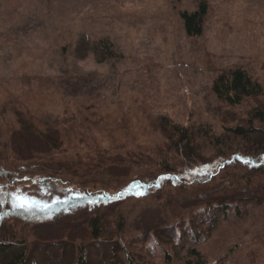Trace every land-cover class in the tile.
<instances>
[{
	"label": "rangeland",
	"instance_id": "rangeland-1",
	"mask_svg": "<svg viewBox=\"0 0 264 264\" xmlns=\"http://www.w3.org/2000/svg\"><path fill=\"white\" fill-rule=\"evenodd\" d=\"M202 1L208 4L204 32L190 37L180 13L197 10ZM102 39L113 44L108 60L99 62L91 52L79 55L78 46ZM232 67L247 70L264 89V0H0V161L41 160L66 173L52 187L23 182L0 193V210L16 213L5 219L7 234L14 233L13 226H26L35 236L29 264H73L79 247L87 249L88 264H125L113 250L95 248L89 221L96 216L106 240L126 246L139 264H167L156 254L168 248L166 241H156L154 252L139 237L171 219L163 205L170 194L184 206L192 189L167 183L142 199L81 200L102 191L129 193L130 178L158 174L152 163L163 159L154 149L169 145L158 118L182 126L210 124L216 133L223 131L224 119L244 118L260 99L228 106L212 92L217 74ZM31 117L61 140L60 148L25 133L22 122ZM77 159L80 174L70 175L67 169ZM0 183H6L3 175ZM18 197L30 206L18 207ZM68 202L74 207L55 223L17 215L49 214L57 203ZM260 210L221 238L203 241V254L212 262L228 256L218 264H264V207ZM123 219L127 230L117 234ZM20 231L15 235L22 236Z\"/></svg>",
	"mask_w": 264,
	"mask_h": 264
},
{
	"label": "trees",
	"instance_id": "trees-1",
	"mask_svg": "<svg viewBox=\"0 0 264 264\" xmlns=\"http://www.w3.org/2000/svg\"><path fill=\"white\" fill-rule=\"evenodd\" d=\"M207 5L206 1H202L197 10H186L180 13L188 36L199 37L203 34ZM78 51L79 55H87L91 52L97 56L99 62L108 60L114 53L113 44L105 39L91 42L87 40L78 46ZM212 92L220 102L228 106H239L245 100L251 99H260V102L251 107L244 118L232 119L233 122L236 121V124H230L229 122L232 121L224 119L221 133H216L210 124L182 126L175 124L168 117L158 118L162 133L169 142L165 151L154 149L163 159L160 161L157 158L159 161L156 160L152 163L156 165L155 169H159L158 174L146 179L130 178L127 185L130 187L129 193L124 190L114 194L102 191L95 195L87 194V200H81L82 203L89 204L92 201L110 202L118 198L126 199L129 196L142 199L152 191L163 190L167 183L178 186L180 190L192 189L193 198L188 204H183L184 206L188 205L187 210L182 211L179 208L184 207L181 205L182 203L180 204L178 199L175 200L173 194H170L167 200L169 204L163 205L167 212V218L169 216L171 219L169 218L170 220L165 225L141 232L139 237L146 243L145 247L154 252H156L157 248L155 247H158V244L166 241L168 248L164 247L156 254L163 257L167 264H175L180 260H183V264H218L219 259L228 256L221 255L212 262L203 254L200 244L203 241L221 238L230 230V227L239 226L236 224L242 218H245L243 220L246 223L248 219L257 215L256 210L261 212L260 209L264 207L263 86L244 68L232 67L217 74L212 84ZM32 120L31 117L30 121L22 122L24 127L22 129L25 130V133L34 134L36 138L52 149L60 148L61 140L53 138L51 132L40 130ZM58 135H61L60 131ZM206 148L210 149L208 153L211 155L207 153ZM180 160L183 161V165L178 164ZM40 161L36 160V162L27 165L21 164L20 159L16 157L4 162L0 161V176L3 175L7 183H0V193L6 189L7 185V189H10L23 182L28 185H46L47 187H52V184L59 181L63 182L65 172L56 169L57 167H46V164ZM78 162L81 161L78 159L74 161L67 169V173L70 175L72 173L80 174L74 169L78 167ZM179 166L183 167L179 169ZM36 168H40V171L36 172ZM90 171L83 176L89 177ZM174 202H176L175 205ZM171 204H173V209L170 210ZM54 207L56 210H51L52 212L50 211L49 214H30L20 210L17 215L28 222L34 220L36 223H55L59 219L65 220L71 211L69 209L74 205H71V202L66 205L57 203ZM249 207L250 210H248ZM1 210L0 264H29L31 260L29 245L35 236L31 235L30 229L27 231L26 226H20V228L13 226L14 233L7 234L4 226H8V223L5 219L8 216H16V213L8 214L4 209ZM123 220L124 222L122 221L118 226L117 234H123L127 230V223L125 224L126 221ZM102 226L101 216L91 218L89 221L91 238L96 242L95 248L98 250L104 248L109 252L113 250L115 257L125 259V264H139L135 257L129 254L126 246L119 247V243H115V240H106L108 234ZM17 230H21L22 236L15 235ZM156 241H159L157 245ZM97 243H100L99 246ZM103 246H107V248ZM180 249L185 254L182 255ZM88 261L90 260L87 249L79 247L73 264H88Z\"/></svg>",
	"mask_w": 264,
	"mask_h": 264
},
{
	"label": "snow or ice",
	"instance_id": "snow-or-ice-1",
	"mask_svg": "<svg viewBox=\"0 0 264 264\" xmlns=\"http://www.w3.org/2000/svg\"><path fill=\"white\" fill-rule=\"evenodd\" d=\"M138 194H142V193H138ZM17 206L20 208H27L30 206V203L27 200H24L22 198H17Z\"/></svg>",
	"mask_w": 264,
	"mask_h": 264
}]
</instances>
